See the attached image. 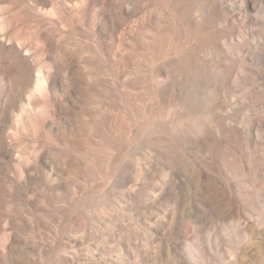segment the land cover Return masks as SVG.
Returning <instances> with one entry per match:
<instances>
[{
	"label": "rangeland",
	"instance_id": "rangeland-1",
	"mask_svg": "<svg viewBox=\"0 0 264 264\" xmlns=\"http://www.w3.org/2000/svg\"><path fill=\"white\" fill-rule=\"evenodd\" d=\"M0 264H264V0H0Z\"/></svg>",
	"mask_w": 264,
	"mask_h": 264
}]
</instances>
